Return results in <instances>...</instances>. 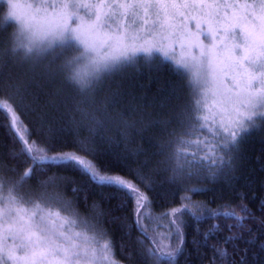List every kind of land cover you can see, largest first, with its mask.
<instances>
[{"label":"snow or ice","instance_id":"6c2138e0","mask_svg":"<svg viewBox=\"0 0 264 264\" xmlns=\"http://www.w3.org/2000/svg\"><path fill=\"white\" fill-rule=\"evenodd\" d=\"M11 7L3 20L14 19L16 27L0 47V128L10 141L9 159L26 170L7 176L6 171L18 170L0 159V264H119L113 259L115 242L103 227L105 216L126 234L137 230L136 242L148 264L176 261L185 247V216L233 218L236 223L228 227L237 231L226 241L238 238L247 228L240 222L254 218L243 198L235 207L212 209L191 196L203 181L230 177L243 139L264 125V0H39L23 10L16 3ZM226 9L233 11H222ZM193 10L208 17L214 40L220 39L214 24L225 33L240 29V39L227 36L233 43L226 88L212 51L216 44L206 52L200 40L201 20L191 16L197 21L195 32L184 22ZM177 17L184 18L179 27ZM177 42L181 55L173 59L190 72L191 97L162 101L160 107L167 111L155 115L131 101L121 107L120 89L111 85L113 74L132 62L136 52L159 47L168 55ZM41 92L48 97L43 104ZM56 106H63L75 130L71 143L61 141L50 118L48 109ZM153 128L159 129L156 154L161 157L153 168L145 170L147 157L128 175L99 164L97 134L109 141L119 137L127 146ZM81 129L87 135L81 136ZM130 151L139 156L145 150ZM160 172L170 173L166 178L183 195L180 206L157 214L150 193ZM25 178H36V185L25 188ZM93 186L107 188L105 198L115 199L117 209H129L131 222L98 201L92 202V216L83 218L76 198L87 205ZM256 219L264 224V218ZM218 227L213 224L210 230ZM4 234L19 243L3 244ZM225 242L214 246L211 264L217 259L230 264Z\"/></svg>","mask_w":264,"mask_h":264},{"label":"trees","instance_id":"16d2710c","mask_svg":"<svg viewBox=\"0 0 264 264\" xmlns=\"http://www.w3.org/2000/svg\"><path fill=\"white\" fill-rule=\"evenodd\" d=\"M4 7L0 5V47L7 44L8 37L14 32L13 23H4ZM8 68H5V72ZM189 78L186 73L175 65L161 59L138 57L133 62L123 66L121 72L113 74L111 85L118 86L120 89V106L128 104L129 101L141 104L148 112L165 113L166 108H161V102L180 97V101L191 97L192 86L188 83ZM48 97L41 92L39 101L43 104ZM50 118L54 121L57 128V135L61 141L71 143L75 130L69 125V116L63 106L49 107ZM80 135H87V129H81ZM159 135V129L153 128L141 136L125 145L119 137L116 141H109L101 134H97L96 140L100 147L98 161L102 167L110 169L114 173L128 175L129 170L135 168L138 164L145 161V170L153 168L156 161L161 159L156 154V137ZM10 141L4 131L0 128V159L9 168L16 167L17 172L6 171L5 175L13 176L22 173L25 165L14 159H9ZM142 147L145 151L139 156L135 155L131 149ZM56 171V169H52ZM66 175L78 176L74 170L60 169ZM170 173L160 172L155 175V185L150 195L154 201L157 214L161 209L167 207H177L181 204V189L172 184L166 177ZM27 180L24 185L35 186L36 178ZM195 183V182H194ZM201 187L194 189L195 195L191 196L194 202H202L207 207L216 209L218 205L225 209L235 207L243 203L253 213L254 218L242 221L247 228L240 232L238 238L226 241L231 233L236 232V228L229 229L228 225L236 223L233 218L223 217L214 220L211 216H185L186 221V242L184 250L178 255L176 261H166L163 264H211L214 255V246L225 242L223 247L231 254L230 264H264V224L258 222L256 218H264V125L258 126L248 132L239 146V151L235 156V171L230 177H218L215 180L203 181ZM70 188V186H69ZM107 188L101 189L93 186L88 192V202L85 204L83 199L77 197V209L81 216L88 219L92 216V202L98 201L104 210L111 211L112 214L127 216L131 222L129 209H117L115 199L105 198ZM64 194L73 198L74 194L69 190H64ZM239 212V208L236 207ZM243 215V213H241ZM103 227L106 228L112 240L115 242L113 259L119 264H148L145 256L140 252V246L137 245V237L140 235L135 228L129 234L125 233L123 227L118 223H112L110 218H103ZM166 224L167 221H164ZM213 224L219 227L210 230ZM67 227V226H66ZM80 231V227L75 228ZM160 231H164L163 228ZM208 231L209 235L205 238L204 233ZM195 237L198 243H195ZM123 242V245L122 243ZM3 244L12 246L14 241L6 234L3 236ZM147 243V242H145ZM128 253H132L131 258ZM17 255H23V252H17ZM216 264H222L217 259Z\"/></svg>","mask_w":264,"mask_h":264},{"label":"rangeland","instance_id":"374dc122","mask_svg":"<svg viewBox=\"0 0 264 264\" xmlns=\"http://www.w3.org/2000/svg\"><path fill=\"white\" fill-rule=\"evenodd\" d=\"M39 0H0V5H3L4 7V12H3V18L5 16L8 15V13L12 10V3H16L18 5L19 10H23L24 9V5L26 4H36L38 3ZM221 3L224 2V0H220ZM228 2H232V0H228ZM249 3L252 2V0H248ZM222 11H228L230 14L233 11L232 9H226V10H222ZM191 16H197L200 20H201V27L204 29L201 36H200V40L203 41V44L205 45V51L207 52L209 50V46L212 45L213 43L216 44V48L213 49L212 51H214L215 53V57H216V62H217V66L222 70V74H221V80L225 81V88L227 87V80H230L231 75V69H230V61L228 60V56H229V50L231 48V45L233 43V41L231 39H227V36L229 35H235L237 37V39H240V29H236L235 33H225L222 30H220V26L214 24L213 27L215 29H217L219 31V36L220 39L214 40L208 32V17H203L200 15L199 12L197 11H190L188 14V19L184 20V22L186 23L188 29L191 30V32H195V25H196V20L195 19H191ZM184 19L181 17H177L176 20L174 21V23L177 24V26L179 27L180 25V21ZM5 23V22H4ZM7 23H13L16 27V21L14 19H9L7 21ZM250 30L255 31V23L253 25H250ZM179 33H177L178 35ZM189 35H191V33H189ZM157 39H159V37H157ZM173 39L175 40V36L173 37ZM165 45L168 44V41L165 40L164 41ZM188 51H192L195 52V54L198 56L199 52L196 49H191L189 48ZM173 55H175L177 58L180 57L181 55V48H180V44L177 42L173 45V50L169 52L168 55H165V53L163 51L160 50L159 47L153 48L150 52H145V51H139L136 52L134 54L133 57V61L138 58V57H146V58H156L159 57L161 59H164L166 61H169L170 63H172L173 65H175L177 68L181 69L184 73H186L188 75V78H190V72L187 68H185L182 64H178L176 59H173ZM188 58V57H185ZM132 61V62H133ZM130 63V62H129Z\"/></svg>","mask_w":264,"mask_h":264}]
</instances>
